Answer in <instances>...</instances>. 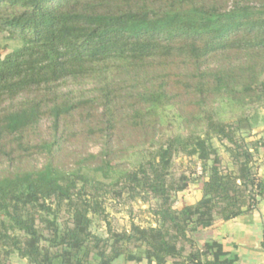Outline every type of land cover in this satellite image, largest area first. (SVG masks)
<instances>
[{"label":"trees","instance_id":"trees-1","mask_svg":"<svg viewBox=\"0 0 264 264\" xmlns=\"http://www.w3.org/2000/svg\"><path fill=\"white\" fill-rule=\"evenodd\" d=\"M0 33L19 40L0 57V264H234L192 233L264 197V0H0ZM179 156L201 173L176 176ZM124 195L154 199L155 225L116 230L105 203Z\"/></svg>","mask_w":264,"mask_h":264},{"label":"rangeland","instance_id":"rangeland-1","mask_svg":"<svg viewBox=\"0 0 264 264\" xmlns=\"http://www.w3.org/2000/svg\"><path fill=\"white\" fill-rule=\"evenodd\" d=\"M19 46V40L9 38L6 34L0 33V57H4L6 54L13 51L16 47ZM76 88H87L88 86L82 85V86H75ZM261 115L264 116V110L262 109L260 111ZM42 131L44 136L49 135V121L45 120L42 123ZM259 128H264V125L260 122L259 127H257L254 131L258 130ZM250 139V138H249ZM214 144L218 146L219 152L223 158V163L228 164L229 163V154L225 151L224 146L218 142L217 140H214ZM126 147V144L123 143L121 146ZM101 145L97 142H94L92 140H89L85 142L83 145L78 146L74 145L69 147L68 150L71 151H78L84 153L85 151L89 152H98L100 151ZM145 146L140 145L135 148H129L126 154L132 153H140L134 156V159H140L142 156V153ZM119 155H124V153H119ZM136 157V158H135ZM195 158H190L187 156H179L175 159L173 172L176 176H179L181 173H184L185 175H188L189 177L195 178L197 175L201 173V165L200 163H195ZM73 157L68 159L66 163L69 165L73 162ZM131 161V160H130ZM127 160V162H130ZM45 162V159L43 156H34L30 158L29 160L25 161L23 163L26 167H32V168H39L41 167ZM10 167L9 162H4L0 164V174L4 171L8 170ZM233 168L232 166H230ZM198 193V185L196 183L189 184V187L181 191L179 194L175 197V204L174 206L176 208H181L187 204H190V201L196 200V194ZM198 195V194H197ZM155 203V200L152 198H136V199H127V195H124L121 199H114V198H107L105 206L106 211L109 213V221H111L113 227L116 230L124 231L128 230L132 223H136L142 226H150L155 225L156 218L153 215L151 207ZM92 231L101 235V236H107V227L106 223L97 217L93 218L92 223ZM192 236L194 239H198L196 236V232L192 233ZM140 253V252H139ZM26 260L20 258L17 254H13L10 259L6 262V264H25ZM127 261L124 258L118 259L114 264H126Z\"/></svg>","mask_w":264,"mask_h":264},{"label":"crops","instance_id":"crops-1","mask_svg":"<svg viewBox=\"0 0 264 264\" xmlns=\"http://www.w3.org/2000/svg\"><path fill=\"white\" fill-rule=\"evenodd\" d=\"M263 129L259 128L254 133ZM256 167L259 176L264 180V148H260L256 156ZM197 194L195 201L200 197L199 190ZM195 201H190V204ZM196 236L198 239L195 240L200 245L213 240L220 242L227 257L233 259L234 264H264V197L259 198L251 212L228 221L219 220L212 227L196 232ZM126 264L149 263L143 261Z\"/></svg>","mask_w":264,"mask_h":264}]
</instances>
